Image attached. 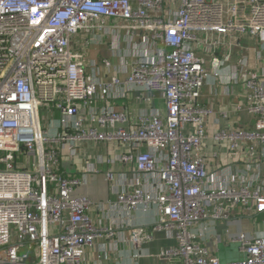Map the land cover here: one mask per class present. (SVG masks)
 <instances>
[{"label": "built area", "instance_id": "built-area-1", "mask_svg": "<svg viewBox=\"0 0 264 264\" xmlns=\"http://www.w3.org/2000/svg\"><path fill=\"white\" fill-rule=\"evenodd\" d=\"M121 32L129 37L127 78L93 80L75 38L87 36L88 46ZM136 34L142 42L133 41ZM234 34L264 43V0H0V264H86L87 250L102 242L107 252L116 242L92 216L100 205L77 194L95 168L88 161L81 177L61 169L86 143L118 146V155L97 162L129 168L105 172L116 208L156 209L152 224H128V235H117L137 250L131 264L154 232L176 241L156 264H221L195 227L228 220L234 207L264 213V72L243 75V109L253 127L210 135L216 113L199 101L210 73L193 45L211 52ZM128 92L140 100L161 95L166 113L132 118L117 111L112 101ZM95 100L105 105L92 107ZM223 149L242 153L246 170L215 178L211 162ZM231 240L245 257L229 264H264V236Z\"/></svg>", "mask_w": 264, "mask_h": 264}, {"label": "crops", "instance_id": "crops-1", "mask_svg": "<svg viewBox=\"0 0 264 264\" xmlns=\"http://www.w3.org/2000/svg\"><path fill=\"white\" fill-rule=\"evenodd\" d=\"M87 36L78 35L74 40V50L83 51L86 57L87 72L93 80L103 82L110 81L113 77L125 80L130 71L131 61H126L127 43L129 37L125 32H121L116 40L110 36L104 37L96 42L85 45ZM211 37L217 38V35ZM224 44L216 47L213 51H207L204 46L194 44L197 54L204 58L205 68L210 73L207 82L202 88L199 101L202 105L212 108L215 115L208 120V132L212 135L217 129L223 128H252L254 118L243 109L245 105L244 97V74L248 72H264V43L257 36L249 34H234L228 37H222ZM127 41V42H126ZM133 41L140 43L143 38L136 34ZM109 62V66L106 65ZM127 71H126V64ZM244 75V76H243ZM146 100L137 98L136 92H128L126 96H118L112 101L113 107L117 111H124L132 118L141 114H151L154 112L165 114L166 106L164 98L159 94H145ZM104 101L95 100L92 107H102ZM90 108H87L84 117L87 119ZM222 112H228L229 117L224 118ZM55 115V114H54ZM57 120L58 116L55 115ZM87 121V120H86ZM88 121L86 125H88ZM57 127L55 121L54 132ZM214 142L208 141V151L214 150ZM263 147V146H262ZM120 153L118 146L111 144L86 143L78 156L68 157L61 163V169L68 176H82L87 173V162L89 161L95 172L88 174L86 185L77 189V194L91 197L95 204L91 210L92 216L96 221L112 229L116 236L114 237L111 248L105 250V244L101 242L92 249L87 250L85 263L93 264L99 261L100 264H131L134 262V256L137 250L130 244H122L117 235H128L131 224L133 226L150 225L156 218V209L151 207L149 210L138 209L133 213L116 208L113 202L116 195L112 191L111 183L106 179L105 172L113 169L121 174L128 172L129 168L123 164L114 165L108 163H98L97 156L103 158H114ZM243 154L234 156L226 153L225 149L221 154L211 162L212 170H215V178L226 177L229 173L234 175L240 171L246 170ZM235 160V161H234ZM261 169L264 172V159L261 160ZM85 170V171H84ZM121 188L120 184L117 186ZM104 206V208L101 207ZM124 225L125 227H123ZM128 226V227H126ZM195 231L201 237V243L208 247L212 254L219 257L221 264H229L242 260L245 255L241 250L239 242H234L231 238L245 233L248 236H264V213L248 215L240 208L234 207L228 220H215L212 218L202 221L195 227ZM107 243V242H106ZM176 241L167 238L165 233H153L152 241L144 244L141 249V256L135 260L136 264H156L157 254L165 249L175 245ZM109 244L107 243V246Z\"/></svg>", "mask_w": 264, "mask_h": 264}, {"label": "rangeland", "instance_id": "rangeland-1", "mask_svg": "<svg viewBox=\"0 0 264 264\" xmlns=\"http://www.w3.org/2000/svg\"><path fill=\"white\" fill-rule=\"evenodd\" d=\"M44 114H46L44 111H42V115H44ZM55 115H57L58 116V114L57 113H55ZM54 115V116H55ZM46 117V115H44V117H43V119ZM23 251H25V250H23Z\"/></svg>", "mask_w": 264, "mask_h": 264}]
</instances>
